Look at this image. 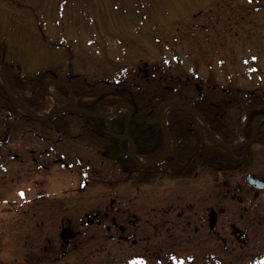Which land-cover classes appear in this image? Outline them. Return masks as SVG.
<instances>
[{
  "label": "rangeland",
  "instance_id": "obj_1",
  "mask_svg": "<svg viewBox=\"0 0 264 264\" xmlns=\"http://www.w3.org/2000/svg\"><path fill=\"white\" fill-rule=\"evenodd\" d=\"M0 41L7 61L25 76L48 69L113 82L164 73L188 80L191 98L264 94V0H0ZM47 93L52 106L39 114L59 105L52 82ZM82 122L74 117L73 134ZM236 130L238 144L239 122ZM47 137L0 136V264H264V227L247 228L232 199L244 170L264 166V147L254 145L247 162L224 173L116 182L125 176L121 156L109 158L80 139ZM43 149L69 167L52 163L44 172L7 156ZM112 199V213L124 212L121 221L139 220L127 232L136 244L114 242L118 231L107 229L109 219L92 217L89 224L87 215H103ZM211 208L224 211L214 229ZM67 228L78 248L59 257ZM238 230L247 232L246 244Z\"/></svg>",
  "mask_w": 264,
  "mask_h": 264
},
{
  "label": "trees",
  "instance_id": "obj_2",
  "mask_svg": "<svg viewBox=\"0 0 264 264\" xmlns=\"http://www.w3.org/2000/svg\"><path fill=\"white\" fill-rule=\"evenodd\" d=\"M6 46L0 41V67L3 70L11 92L34 112H43L51 108L53 99L47 93V84L53 83V94L60 105L75 103L90 112L109 113L120 104L130 110H118L110 117L111 130L119 135L126 131L129 119V135L139 157L150 160L157 158L166 149V137L157 119L160 106L176 101L197 110L208 124L211 132L222 142L234 144L237 140L236 125L241 114L253 105L264 103L257 95L242 96L228 93L218 99L204 94L195 98L189 95L190 83L179 75L154 73L147 77H135L133 80H99L90 82L80 75L62 77L54 70H41L33 76L20 73L15 65L6 59ZM246 105V107H244ZM259 110L253 111L242 126V133L249 137L252 133L251 119ZM74 117L83 122L76 134H73ZM167 125L170 134L171 150L167 157L149 167H141L129 156L127 141H119L108 134L104 120L84 116L77 112H61L52 119L38 121L28 116L21 108H16L0 83V136L11 141L20 133L34 134L48 141L49 134L61 137L78 136L80 142L93 149H107L113 155L122 157L125 169L124 178L114 177L116 182L139 180L150 183L163 177L192 178L206 169L218 173L222 170L240 168L241 150L229 151L215 145V141L202 130L199 120L188 111L171 109L167 113ZM264 134L260 130L258 136ZM123 150V152H122ZM86 172L100 180L103 175L93 168Z\"/></svg>",
  "mask_w": 264,
  "mask_h": 264
},
{
  "label": "flooded vegetation",
  "instance_id": "obj_3",
  "mask_svg": "<svg viewBox=\"0 0 264 264\" xmlns=\"http://www.w3.org/2000/svg\"><path fill=\"white\" fill-rule=\"evenodd\" d=\"M147 73V71H146ZM249 95H257L258 98L262 99L264 98L263 93H257L256 91L249 93ZM246 107V105H244ZM259 110L257 113H255L252 116L251 119V128H252V133L249 137L245 136L244 134V140L242 145L237 149L241 150V157H240V162L241 166L247 162L250 159L251 155V148L254 145H260L261 147H264V134L258 136V133L260 130L264 129V103L259 104V105H253L250 109L245 110L240 118H239V123L242 126L248 121L249 116L253 111ZM259 123V128L257 130V133L254 135V128L257 126ZM108 131V130H107ZM122 136H125L124 134ZM254 136V139L251 143H249L250 139ZM72 139H80L78 136H70ZM69 137V138H70ZM40 138V137H39ZM119 143H122L123 141H126L125 139L119 140ZM85 147H90L88 145H84ZM104 149V148H103ZM123 152V150H122ZM28 155L24 152H8L9 158H13V160L20 165H26V164H33L37 169L43 170L44 172H47L49 169L52 168V163L57 164V165H62L65 168H68V163L60 156H57V158L52 159V152L48 149H43V150H29ZM84 152H79V155H83ZM105 153L109 158L113 157H118L120 155H113L110 151L105 149ZM1 154V152H0ZM125 156L130 157V152L127 151L125 152ZM116 157V158H117ZM1 158H5V156H1ZM131 158V157H130ZM240 166V167H241ZM97 171V170H96ZM230 170H222V172H226ZM100 172V171H97ZM199 174V173H198ZM198 174H195L194 177H196ZM192 177V178H194ZM164 178V177H163ZM254 181L253 183L250 181V179ZM42 186L46 183H41ZM229 193V190H227V194ZM237 198L239 202V207H240V212H241V217L242 219L246 222L247 228L254 226H259L260 228L264 227V166H260L258 168L252 169V170H247L245 169L243 172L242 179L240 181V184L237 188V193L233 194V198ZM115 200L112 199L111 205L109 207H106L105 212L101 213V222L102 218H105L106 220L109 219L111 221V225L107 226V229L109 231H114L117 230L118 232L114 235L111 236L112 240L116 243H122V242H129L133 240V244H136L135 234L134 233H127L128 229L130 226L136 228L139 224V220H124L121 221L120 217L123 215V213H120V207L116 209L115 214L112 213V209L115 207ZM220 211V210H219ZM223 212H219V214H223ZM218 214V215H219ZM90 225H93L94 221L93 219L88 220ZM100 222V223H101ZM98 223V222H97ZM83 225V223H81ZM80 231L75 232V234L79 233ZM247 233L246 231H244ZM73 233V232H72ZM63 234H61L62 236ZM77 236V235H76ZM65 249L63 252L59 255V257L64 254L66 251H70L71 248L77 249L78 245L73 244L74 239H70L69 237H66L65 240ZM46 250V248H45ZM68 253V252H67Z\"/></svg>",
  "mask_w": 264,
  "mask_h": 264
},
{
  "label": "water",
  "instance_id": "obj_4",
  "mask_svg": "<svg viewBox=\"0 0 264 264\" xmlns=\"http://www.w3.org/2000/svg\"><path fill=\"white\" fill-rule=\"evenodd\" d=\"M0 80H1V84H2V86L4 88V90L8 94V96H9L11 102L13 103V105L15 107H19L22 110H24L28 116L32 117L35 120H43V121L44 120H49V119H52L57 113H60V112H63V111L77 112V113L82 114V115H86V116H90V117L99 118V119L104 120L106 122V125H107V128H108V132H109V134L111 136L116 137L119 140H123L125 138L130 140V137L128 135V129L126 130L125 137L124 136H122V137L116 136L111 131V124H110L109 118L118 110V108L116 110H114L113 112L109 113L108 115H102L100 113L90 112V111H88L86 109L77 107L75 104H72L70 106H55L53 108L52 112L48 116L40 117L39 113L34 112L33 110H31L29 107L26 106V104L21 102L19 99H17L13 95V93L11 92V90L9 88V85L7 83L5 74H4L3 70L1 69V67H0ZM171 108L188 111L189 113L193 114L195 117L201 119V121H202V123L204 125V128L207 131V134L216 141V144L218 146L224 147V148H226V149H228L230 151L236 149V147H234V146H230V145H227V144H224V143L218 141V139H216V137L210 131L206 121L202 118L201 114L197 110H195L194 108L188 107V106L181 105L179 102L170 101V102H166V103L162 104L160 106V108L158 109V112H157L158 122H159L160 127L162 128V130H163V132H164V134L166 136V140H167L166 150L158 158H155V159H152V160L145 161V162L141 163L137 159L135 146L132 143V146H133L134 150H133V152L131 154V157L138 165H140L142 167H148V166H151L153 164L159 163L162 160H164L166 158V156L168 155V153L170 152V150H171V142H170V134H169V131H168L167 122H166L165 117L164 116L162 117L160 114H161V111L164 112L166 109H171ZM128 121H129V118L127 119L126 124H128ZM258 128H259V123L257 124V126L255 128L254 135L257 133ZM253 139H254V136L250 139L249 143H251L253 141ZM250 181L252 183L254 182L251 179H250ZM220 212H223V210H220ZM92 215L93 216L87 215L88 220L92 219V217H93L94 219L97 220L98 223H100V217H101L100 212L99 211H94ZM217 218H218V213L212 208L211 211H210V214H209V219H208V224H209L210 229H214L215 228V225H216V222H217ZM72 232L73 231H72L71 228H67L65 230V234H63L62 237L63 238L66 237V236L70 237V235H72ZM237 240L240 243H242V244H246L248 242L249 238H248V235L244 231L238 230L237 231ZM255 261H257V258H255Z\"/></svg>",
  "mask_w": 264,
  "mask_h": 264
},
{
  "label": "bare ground",
  "instance_id": "obj_5",
  "mask_svg": "<svg viewBox=\"0 0 264 264\" xmlns=\"http://www.w3.org/2000/svg\"><path fill=\"white\" fill-rule=\"evenodd\" d=\"M40 115V117H46V116H48L49 115V113H47V114H39ZM162 117L164 116V112L163 111H161V114H160ZM140 162H141V160H139Z\"/></svg>",
  "mask_w": 264,
  "mask_h": 264
}]
</instances>
